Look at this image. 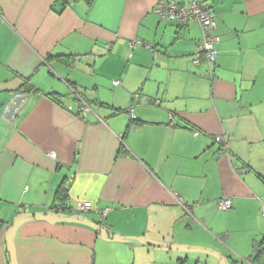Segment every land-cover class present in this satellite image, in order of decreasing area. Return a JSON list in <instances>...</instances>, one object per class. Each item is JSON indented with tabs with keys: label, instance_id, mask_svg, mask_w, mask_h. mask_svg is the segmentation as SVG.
<instances>
[{
	"label": "crops",
	"instance_id": "crops-1",
	"mask_svg": "<svg viewBox=\"0 0 264 264\" xmlns=\"http://www.w3.org/2000/svg\"><path fill=\"white\" fill-rule=\"evenodd\" d=\"M158 1L0 0V264H264V0H203L213 69Z\"/></svg>",
	"mask_w": 264,
	"mask_h": 264
},
{
	"label": "built area",
	"instance_id": "built-area-1",
	"mask_svg": "<svg viewBox=\"0 0 264 264\" xmlns=\"http://www.w3.org/2000/svg\"><path fill=\"white\" fill-rule=\"evenodd\" d=\"M63 1L69 4L75 2V0ZM154 12L163 20L178 21L182 23H186L189 20L196 21L201 30V39L199 54L195 56L193 62L195 64H200L205 61L210 65L211 69L214 68L218 56L216 50L218 38L214 34V30L217 28V22L215 13H213L203 0H189L186 3H179L176 0H159L154 7ZM137 43L139 44L141 42L137 40L132 43V46ZM115 83L117 84L119 81H115ZM72 91L80 100V111L84 114L90 111L91 105L89 101L76 90L73 89ZM216 141L219 142L220 138L217 137ZM50 156L55 158L56 153L52 151L50 152ZM232 206V199L230 197H223L218 201V207L221 210L231 209ZM91 208L92 203L90 201L80 202L77 206L78 210H87ZM108 211H110V208L103 210L102 214L105 215ZM262 212L264 215V205L262 207Z\"/></svg>",
	"mask_w": 264,
	"mask_h": 264
},
{
	"label": "trees",
	"instance_id": "trees-1",
	"mask_svg": "<svg viewBox=\"0 0 264 264\" xmlns=\"http://www.w3.org/2000/svg\"><path fill=\"white\" fill-rule=\"evenodd\" d=\"M62 57V56H60ZM72 57L71 56H67L66 59H67V63H72L73 62V59H71ZM25 90L26 91H29V92H33L35 90V87L30 83L28 82V80L25 82ZM135 118H131V120H135ZM57 195L58 197H60V199L63 201L64 204H66V200H67V192L65 191V189L59 187L57 189ZM260 257H264V245L261 247V244H258L257 247H256V253H255V256H254V260L257 262L258 259H260Z\"/></svg>",
	"mask_w": 264,
	"mask_h": 264
},
{
	"label": "water",
	"instance_id": "water-1",
	"mask_svg": "<svg viewBox=\"0 0 264 264\" xmlns=\"http://www.w3.org/2000/svg\"><path fill=\"white\" fill-rule=\"evenodd\" d=\"M31 96V93H18L14 96L12 101L5 109V117L7 119H13L17 109L20 108L21 104Z\"/></svg>",
	"mask_w": 264,
	"mask_h": 264
}]
</instances>
